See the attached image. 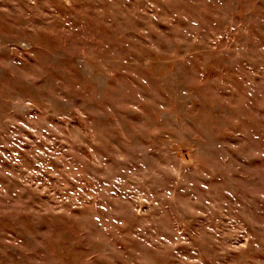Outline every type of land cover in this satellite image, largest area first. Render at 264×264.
Returning a JSON list of instances; mask_svg holds the SVG:
<instances>
[{"label":"rangeland","instance_id":"374dc122","mask_svg":"<svg viewBox=\"0 0 264 264\" xmlns=\"http://www.w3.org/2000/svg\"><path fill=\"white\" fill-rule=\"evenodd\" d=\"M0 264H264V0H0Z\"/></svg>","mask_w":264,"mask_h":264}]
</instances>
